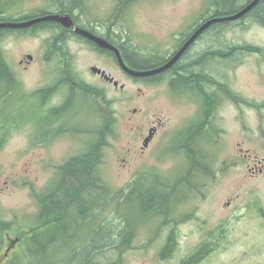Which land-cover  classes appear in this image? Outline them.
I'll use <instances>...</instances> for the list:
<instances>
[{
    "label": "rangeland",
    "instance_id": "1",
    "mask_svg": "<svg viewBox=\"0 0 264 264\" xmlns=\"http://www.w3.org/2000/svg\"><path fill=\"white\" fill-rule=\"evenodd\" d=\"M85 3V15L82 20L96 22L99 27L116 24L125 40L136 44L135 47L140 49L142 55L166 56L176 47L179 35L191 31L195 22L203 19L206 0H139L121 10L117 21L114 19L117 15L116 0H85ZM41 10L52 9L44 0H25L21 11L33 14ZM52 31L46 28L27 34L14 33L6 36L1 42L6 61L17 66L29 55L36 61L44 60V55L55 59L49 47L53 44ZM217 34L223 49L235 45L241 48L247 45L264 48V28L245 23L243 28L235 24L226 25L223 29L205 34L194 53L214 49L216 44L212 40ZM68 52L73 54L72 60L78 77L89 88L101 91V96L93 99L92 103L96 102L99 109L103 107L107 110L109 116L113 113L117 120L114 125L111 123L112 135L106 138L101 156H97L100 162L99 175L105 185L116 193L125 191L135 180H139L140 176L159 175L171 181L174 179V182L176 177L188 175L191 167L181 158L184 156L183 149L178 148L182 141L189 137L190 132L175 142H171V137L175 135V138L188 121L195 119L197 105L187 100H173L164 86L150 87L122 79L108 64L75 45H70ZM242 59L243 65L237 70L230 68L231 60L234 59H221L220 72L217 74L223 78L221 82L227 83L236 96L257 107L229 103V107L220 111V143L215 148L205 149L212 156L210 165L205 163L206 170L201 169L206 179H202L200 173L193 175L192 182L196 185V194H190L187 203L180 208L176 216L180 220L177 225L174 224L176 229L172 233L169 228L160 231L155 241L151 240L152 235L156 233L155 229L152 230L150 226L140 229L133 249L124 255L122 264H181L190 253L198 250L205 237L217 233L220 229L221 235H226V240H216L221 244L219 249L199 264H264V248L260 255H257L259 251L254 250V247L262 242V235L251 228V223L257 219H251L247 214V203L253 199H264V177L250 179L248 170L241 164V156L247 151L259 157L264 154L259 137L263 132L264 123H261L259 113L250 110L252 108L262 112L260 104L264 100V84L260 77L264 75V63L258 55L250 53ZM93 66L103 67L114 73L120 84H125L124 91L116 90L96 78L90 70ZM208 71L213 72L209 69ZM36 76L33 77L38 78ZM78 102L77 114L79 111L86 122L77 125L91 130L97 129L102 121L99 113L83 104L84 99ZM134 110L137 111L136 114ZM142 123L144 125L141 128L146 130L150 125L160 124L159 134L146 154L137 152L141 150L139 147L142 146L143 140L138 138L136 131L140 130L135 126ZM244 123L248 124L247 131L244 129ZM0 136L7 137L0 147V211L4 220L14 221L17 223V229L28 232V227L24 226L35 221L38 214L36 197L42 195L43 190L52 184L59 167L85 152V135L77 134L75 140L73 138L69 141L66 136H62L56 143L45 147H32L27 132L3 131ZM158 187L156 190H159ZM141 190L136 191L133 194L134 199L122 206V212L129 217L131 223L135 219L145 220V217L149 216L150 208L155 204V192L142 188ZM180 191L181 194H187L189 189L183 187ZM140 196L143 201L139 200ZM227 202L231 204L228 206ZM169 234L173 235L176 243L171 253L162 259L160 255ZM250 236H253L254 240L249 249L244 244V239ZM12 238H16L14 234ZM9 244L8 241L7 246ZM214 244V247H217V244ZM3 254L4 252L0 254V259Z\"/></svg>",
    "mask_w": 264,
    "mask_h": 264
},
{
    "label": "flooded vegetation",
    "instance_id": "2",
    "mask_svg": "<svg viewBox=\"0 0 264 264\" xmlns=\"http://www.w3.org/2000/svg\"><path fill=\"white\" fill-rule=\"evenodd\" d=\"M235 1L238 2L239 0ZM242 2L243 1L241 0L240 3ZM252 2H254V0H247L246 4H244L243 7L241 6V9L239 8L240 10L238 12L225 17L236 15ZM260 2H262V4L259 6V8H261L258 15L253 13L258 9L257 4L252 12L247 13L240 19L221 23H230V25L235 24L236 26H241L242 28L245 23H250L251 25H259L264 28V0H261ZM85 4L86 3H82V7L75 9L73 14L70 15L75 27L83 29L95 37L107 42L121 54V57L123 58L127 67L138 71H151L168 65L179 54V52L199 30V28L206 23L202 20H199V26L193 25V28L190 29L191 31H188L186 34L179 35L180 37H178L179 41L176 47L166 56H162L160 54L144 56L140 52V49L135 47L136 44L125 40L124 35L119 32L118 25L111 23L106 26L102 25L100 28L98 26L99 24L96 22L92 23V21L90 22L82 20L85 15ZM120 10L122 9L116 8L117 15L114 18L115 21L118 20ZM59 26L60 27H55V29L51 32L53 44L49 45V47L52 49L50 53L51 55L54 54L55 59H51L50 55H44V60L36 61L34 60L33 56H31V60L28 59L30 56L29 55L26 56L25 60H21L17 66L11 65V63L8 61L0 62V69L2 71L0 73V134L3 131L7 133L27 132L30 136L29 142L32 147L48 146V144L56 143L57 140L62 136H66L68 141L72 140L73 138L75 140L77 134H83L85 135L84 148L86 152H89L92 146L91 129L88 127H81L79 125L85 124L86 119L84 120L82 115L80 116L81 113L79 111L77 114L76 108L79 105L78 101L80 99H84L83 104L92 110L93 105H96V102L92 103V100L100 97L101 91H98L94 88H89V86L85 85L84 81L78 77L76 66L72 60L73 54L68 52L70 45H75L81 50L84 49L96 59L108 64V66H110V68L122 79L125 78L132 83L143 84L150 87L160 88L161 86H164L173 100L181 99L195 103L197 105V114L194 117L195 119L188 121L175 138V135H173L171 137L173 141L171 142H175L179 136L189 133L193 128H196L197 132L195 139L199 146L201 159H204V152L206 148H215L220 143L219 138L221 131L218 128V122L220 121V111L223 108L229 107V103H233L235 105L237 104L236 106L251 105V107H257L254 104L248 103L247 100L236 96L231 91V88L227 83L223 81L221 82L222 77L217 74V72H220L219 64L221 63V59H225L226 61L234 59V61L231 60L232 62L230 68L237 70L243 65L244 60L242 58H244V56L248 53L258 55L262 63H264V48L252 47L248 45L241 48V46L235 45L229 47L228 49H223L218 44L214 45L213 52H210L211 54L206 57L205 51L207 50L194 53L196 46L203 40L204 35L208 32V30H205L196 38V40L188 47V49L183 52L182 56L179 57V59L170 68L153 76L136 78L128 74L121 67L118 55L114 50H105L101 48L92 40L78 35L73 28H66L61 24H59ZM39 30L40 28L37 30H32L31 32ZM193 61H196V64L193 66L189 65ZM145 63L148 64V67L144 69H138L134 65ZM187 67L197 70V80L199 79L198 75H202L201 80L198 81V87L187 84L188 82L186 83V81L181 78L182 76L188 77ZM93 68L99 69L102 71V73H94L92 71ZM208 69L213 72H209ZM90 70L96 78L105 82L107 85L114 87L116 90L124 91L125 84L121 85L120 80L114 76V73L108 72L105 68L98 66H93ZM26 75L29 76L27 77ZM34 75H37L38 78L33 77ZM34 78L36 81H34ZM260 80L264 84V75L260 77ZM102 98L103 97H101V99ZM104 103L106 106L107 102L105 101ZM260 106L262 107V112L261 110H253L252 108L250 110L259 113L261 117V123H264V100ZM100 108V110L107 113V110H104L103 107ZM102 111L100 112L101 114L104 113ZM134 113L136 114L137 111L134 110ZM105 115L106 114L101 115V120L103 118L105 124H107V118ZM115 121L117 120L114 118L112 113L111 123L114 125ZM77 123L79 124L77 125ZM101 125L102 121L100 122L99 126ZM143 125L144 123H142V125L135 126V128H138V131L140 130V132L136 131L138 138L140 139L141 137L143 140L142 146L139 147L141 149L139 150L140 152L137 150V152L140 154H146L147 151L151 149V146L160 131V124L157 126L150 125L147 130L141 128ZM247 125L248 124L244 123L245 131L248 129ZM251 130L252 129H250V131ZM146 132H148L147 135H145ZM151 135L152 138L146 145V141ZM3 137L4 136H0V147L6 142L7 137ZM192 137L194 136H190L187 140H191ZM259 137L261 140L260 146L264 153V129ZM251 140L252 139H250V142H252ZM186 145L187 141L185 143V146ZM214 157V159L217 158L216 153ZM181 158L184 157L182 156ZM185 158L187 159V156H185ZM74 159L75 158H72L68 162ZM68 162L64 163L62 167L57 169L52 184L43 190V193L50 190L56 181H60L62 175L60 176L59 172L64 166L68 164ZM210 163L211 160L209 164ZM241 164L248 170V176L250 179H259L264 177V154L263 156L259 157L257 154L247 151L243 154V156H241ZM202 170H206L205 167ZM200 174L202 175V179H206L204 172H201ZM193 192L195 193L194 190ZM230 202H227L228 206L231 204ZM247 214L251 219H257L251 223V228L256 229L259 234L262 235V242L260 243L261 245L254 247L255 251H259L257 255H260L262 249L264 248V199H262V201L260 199H253L247 203ZM176 218L178 222L180 219L179 217ZM170 229L172 233L176 227L173 226L170 227L169 230ZM221 234L222 230L220 229L214 234L216 236L212 237L213 235L209 234V236L202 240V243L198 248V250H204L202 261L206 260L210 254H213L214 251L219 249L221 240H226V235L222 236ZM250 234L252 235L253 232ZM216 240L220 242H216ZM244 240V244L247 245V248H251L253 243L252 241L254 240L253 236L245 238ZM11 242L12 240L10 239L9 243L11 244V247L8 248L10 251L17 247L19 239H14V242ZM214 243L217 244V247H214ZM205 244H210L211 246L206 245V247ZM192 254L190 253V255Z\"/></svg>",
    "mask_w": 264,
    "mask_h": 264
},
{
    "label": "trees",
    "instance_id": "3",
    "mask_svg": "<svg viewBox=\"0 0 264 264\" xmlns=\"http://www.w3.org/2000/svg\"><path fill=\"white\" fill-rule=\"evenodd\" d=\"M24 1L0 0V23L24 22L46 15H72L75 9L82 7V3H85V0H44L51 7V11L41 10V12L25 14L21 11ZM137 1L139 0H117L116 7L123 11ZM240 1L206 0L205 14L201 20L208 22L213 18L233 15L246 4L247 0H242V3ZM261 4L262 2L258 3V9L253 12L256 13L255 15H258ZM199 22V20L196 21L194 25L197 26ZM39 25L21 30L0 29V62L6 61L1 46V42L6 36L14 33L27 34L38 28L54 30L55 27H60L54 22ZM226 25L230 26V23H214L207 29V34L223 29ZM212 41L216 45H220L218 34L214 35ZM210 52L212 53L213 49L205 51V56H209ZM194 64L196 61L189 65L193 66ZM134 65L138 69L148 67L146 63ZM191 67H187L189 78L185 76L181 78L186 83L188 82L187 84L198 87V81L201 80L202 75L199 74L197 80V70ZM93 109L99 113L100 117L106 114L107 124L102 118V125L91 130L92 146L89 152L85 151L68 162L59 172L60 176L62 175L60 181H56L50 190L36 197L38 214L35 216V221L28 222V226L22 224L25 228L28 227L29 231L24 232L17 229V223L4 220L0 211V254L4 252L0 264H122L124 255L133 249L140 229L146 226H150L152 230L155 229L156 233L151 238L155 241L160 231L178 224L176 216L180 208H183V205L187 203L188 196L193 193V190L195 191L196 185L192 182L194 181L193 175L201 173L205 163L208 165L211 160V154L207 151L204 152V159H201L199 146L195 139L197 129L194 131L192 129L190 135L194 137L188 141L189 135L178 148V150L183 149L185 162H188L191 167L188 175L176 177L174 182V179L171 181L159 175L140 176L139 180H135L125 191L113 193V190L105 185L99 175L100 162L97 160V156H101L106 138L112 135L111 115L100 110L95 104ZM101 111L104 113L101 114ZM186 141L187 145L185 146ZM140 186L145 191L155 192L153 195L155 204L150 208L149 216L145 217V220L136 221L135 219L131 223L129 217H126L122 212V206L129 203L130 199H134L133 194L136 191H142ZM157 187L159 190H156ZM183 187L189 189L187 194H181L180 190ZM140 197L139 200L143 201V197ZM146 197L145 195L144 199ZM85 231L86 234H84ZM12 234L16 238H12ZM212 235V237L216 236ZM10 239L12 242L14 239H19L17 247L12 251L8 250L11 244L7 246ZM174 243L176 242L173 235H169L166 246L160 255L162 259L171 253ZM203 252V249L198 250L184 259L181 264H199L204 256Z\"/></svg>",
    "mask_w": 264,
    "mask_h": 264
},
{
    "label": "water",
    "instance_id": "4",
    "mask_svg": "<svg viewBox=\"0 0 264 264\" xmlns=\"http://www.w3.org/2000/svg\"><path fill=\"white\" fill-rule=\"evenodd\" d=\"M260 1L261 0H254V2H252L245 9H243L242 11H240L239 13H237L234 16L225 17V18H213V19L209 20L208 22H206L204 25H202L199 28V30L187 42V44L183 47V49L179 52V54L168 65H166L160 69L151 70V71H138V70H132L129 67H127L123 58L121 57V54L116 49H114L111 45H109L107 42L103 41L102 39L95 37L91 33L87 32L83 29L76 28L75 25L73 24L71 16L68 14L46 15V16L31 19L28 21H24V22H2V23H0V29L21 30V29H27V28H30V27H33V26H36V25H39L42 23H46V22H54V23L61 24L63 27H66V28H73L74 31L78 35L85 37L89 40H92L93 42L97 43L101 48H103L105 50H114L118 55V59H119L121 67L128 74H130L131 76L136 77V78H143V77L153 76V75L162 73L165 70H167L168 68H170L179 59V57L182 56L183 52L186 51L188 49V47L196 40V38L199 35H201L205 30H207L212 24L238 20L241 17H243L244 15H246L247 13H249ZM28 59L31 60L32 57L29 56ZM92 71L94 73H96V72L102 73V71H100L97 68H93ZM151 138H152V135L147 139L146 145L151 140Z\"/></svg>",
    "mask_w": 264,
    "mask_h": 264
}]
</instances>
